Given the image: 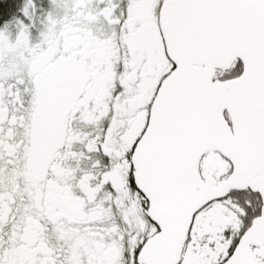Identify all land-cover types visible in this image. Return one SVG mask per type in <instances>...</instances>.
Segmentation results:
<instances>
[{
  "label": "snow or ice",
  "instance_id": "1",
  "mask_svg": "<svg viewBox=\"0 0 264 264\" xmlns=\"http://www.w3.org/2000/svg\"><path fill=\"white\" fill-rule=\"evenodd\" d=\"M0 264H264V0H0Z\"/></svg>",
  "mask_w": 264,
  "mask_h": 264
}]
</instances>
